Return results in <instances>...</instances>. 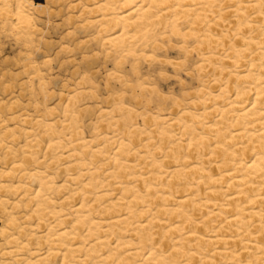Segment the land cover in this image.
Here are the masks:
<instances>
[{
	"label": "bare ground",
	"instance_id": "obj_1",
	"mask_svg": "<svg viewBox=\"0 0 264 264\" xmlns=\"http://www.w3.org/2000/svg\"><path fill=\"white\" fill-rule=\"evenodd\" d=\"M2 2V14L11 15L9 0ZM116 7L123 12L115 13ZM98 9L104 28H118L106 42L125 45L127 53L133 52L128 43L171 20L173 35L198 36L207 51L205 62L216 65L226 82L215 79L216 93L202 91L200 113L157 116L148 134L159 139L154 149L165 152L161 160H148L131 142L104 133L103 144L90 149L91 141L75 132L72 142L79 148L59 157L86 163L88 151L93 158L103 156L101 164L113 168L108 177L114 188L95 193L97 172L79 170L72 176L81 182L71 188L79 200L71 222L61 215L65 207L56 211L47 196L53 182L38 171L25 172L39 181L31 198L36 215L41 221L56 217L43 259L60 260L53 264H264V0H103ZM14 15L20 22L30 20L21 5ZM186 21L192 27L183 32L178 27ZM202 25L209 30L201 32ZM218 28L223 30L215 33ZM50 133L49 149L59 148L62 142ZM129 154L140 164L129 161ZM114 189L116 198L110 196ZM91 202H102L105 218L94 217ZM65 222L70 226L64 228Z\"/></svg>",
	"mask_w": 264,
	"mask_h": 264
},
{
	"label": "rangeland",
	"instance_id": "obj_2",
	"mask_svg": "<svg viewBox=\"0 0 264 264\" xmlns=\"http://www.w3.org/2000/svg\"><path fill=\"white\" fill-rule=\"evenodd\" d=\"M102 2L9 0L13 13L7 16L1 12L0 0V264L60 262L43 259L51 247L47 235L56 217L48 215L41 221L36 215L31 198L39 181L29 180L25 172L38 171L53 182L47 196L56 203V211L65 207L61 215L71 222L76 216L72 207L79 202L71 196V188L81 182L72 176L79 170L97 172L95 193L114 188L108 177L113 168L101 164L103 156L95 159L88 151L84 153L86 163L59 157L79 148L72 142L75 132L91 141L90 149L103 144L104 133L131 142L148 160H161L165 152L154 149L159 139L148 134L157 116L179 119L183 111L200 113L202 91L216 93L218 85L226 82L216 65L205 62L207 51L198 36L173 35L171 20L128 43L131 53L125 45L117 48L107 43L118 28H104L99 22ZM19 5L30 15L29 22H20L14 15ZM113 11L123 12L119 7ZM191 27L186 21L178 28L186 32ZM201 29L209 30L206 25ZM134 128L147 133L139 134ZM49 133L62 142L59 148L49 149ZM127 159L141 162L133 154ZM197 161L203 162L201 158ZM168 165L174 164H163ZM64 183L67 187L59 190ZM110 196L116 198L118 191L114 189ZM64 200L68 205L61 204ZM101 203L91 202L97 219L106 217ZM66 222L64 228L70 226Z\"/></svg>",
	"mask_w": 264,
	"mask_h": 264
}]
</instances>
